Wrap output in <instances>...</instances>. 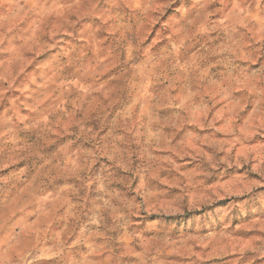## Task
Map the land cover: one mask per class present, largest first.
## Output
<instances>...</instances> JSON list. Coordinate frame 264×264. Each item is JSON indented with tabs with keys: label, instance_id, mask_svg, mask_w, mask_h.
Listing matches in <instances>:
<instances>
[{
	"label": "rangeland",
	"instance_id": "1",
	"mask_svg": "<svg viewBox=\"0 0 264 264\" xmlns=\"http://www.w3.org/2000/svg\"><path fill=\"white\" fill-rule=\"evenodd\" d=\"M200 3L202 31L195 37L189 34L186 43L202 40L207 48L231 51L216 52L205 60L189 58L196 59L199 84L182 95L180 104L191 105L198 114L191 122L178 116L176 100L171 99L177 89L170 87V81L149 83L145 95L168 89L154 114L157 122H163L164 134L161 137L157 131L159 123L149 131L143 121L137 122L132 132L140 135L129 136L138 143L130 149L133 163L142 161L153 173V180H142L139 187L153 203L159 199L160 209L187 217L189 210L211 205L224 209L225 215L217 219L213 213L214 223L207 227L140 234L141 241L146 248L159 249L166 264H264L260 255L264 250V100L247 94L239 84L230 88L224 82L231 74L243 83L264 67V32L259 23L252 21L247 29L236 23L246 16L262 17L264 12L257 11L256 0ZM260 5L264 9V0ZM114 8L109 0H46L36 16L25 0H0V35H12L29 24L34 33L24 49L0 53V132H5L0 138V177L19 178L10 180L0 195V222L7 219L23 229L0 248V264H13L21 257H26L24 264H61L60 256L65 254L73 264H135L137 257L131 253L121 255L127 251L124 241H108L102 202L93 206L74 195L78 185L69 173L75 170L65 167L81 159L82 150L93 151V139L99 141L109 132L120 111L118 102L106 107L104 99L116 87V68L103 60L111 41L113 21L108 17ZM176 9L188 5L182 0H151L148 22L137 26L142 47L155 48L161 37L170 36L161 25L170 23ZM212 26L218 27L206 31ZM221 59L227 65L217 63ZM233 66L237 71L230 73ZM146 108L151 111V105ZM141 111L134 105L120 122L135 121ZM124 132L117 128L113 135ZM99 163H94V171ZM134 235L127 233L130 246L135 244ZM109 246L112 254L104 250Z\"/></svg>",
	"mask_w": 264,
	"mask_h": 264
},
{
	"label": "clouds",
	"instance_id": "2",
	"mask_svg": "<svg viewBox=\"0 0 264 264\" xmlns=\"http://www.w3.org/2000/svg\"><path fill=\"white\" fill-rule=\"evenodd\" d=\"M4 2L16 3L17 0H4ZM25 3L28 10L36 16H40L46 0H25ZM109 4L114 5L115 8L112 15L108 17L113 21L110 28L111 41L103 60L107 61L111 67L116 68L117 75L113 77L116 87L111 90V94H105L104 99L106 107L118 102L120 111L115 114V120L110 122L113 126L109 132L99 141L93 139L92 143L95 145L93 151L88 153L82 150L79 153L81 159L71 160L65 167L75 170L69 173L74 175L78 185L74 195L79 196L83 203L93 206L98 201L102 202L107 217V219H102V222L105 231L109 233L108 241L110 244L125 242L123 247L127 251L122 252L121 255L131 253L137 257L135 264H166L165 259L159 255V249H149L143 245L140 234L153 236L173 231L178 233L186 227H207L214 223L213 213L219 219L225 215V211L222 208H213L209 205L202 211L189 210L188 216L184 217L183 213L169 214L160 209L158 198L155 203L151 199L145 198L139 184L142 180L151 182L153 173L143 167L142 161L133 163L134 153L130 146L138 141H134L132 137L138 136L140 133L138 131L133 133L132 127L137 122L143 121L142 126L150 131L154 124L159 123L157 131L163 137V122H157L154 114L155 109L160 107L163 100L167 98L168 89L163 93L157 92L155 96L151 93L145 95V92L149 83L156 85L163 83L164 80L170 81V87L175 86L177 89V96L171 99L176 100L178 116L186 122H191L193 116L198 114L193 112L191 105L181 107L180 104L182 95L199 84V79L194 72L196 59L189 61V58L205 60L206 57L216 52L231 50L207 48L205 47L206 41L202 40H192L190 45L186 43L189 34L195 37L202 31L198 27L201 20L200 0H182V5L187 4L188 9L174 10L169 18L170 23L166 21L161 25L162 28L170 32V36L161 37V42L155 48L151 45L141 46L137 29L138 25L148 22L146 17L150 14L151 0H109ZM256 9L258 12H264L260 0H256ZM252 21H257L260 31L264 32V16L259 18L246 16L236 23L247 29L248 24ZM215 27L218 26H212L206 31L212 32ZM33 36L31 24L25 25L21 31L12 35L5 32L0 35V53L24 49ZM17 45H19V49ZM202 48L203 51H201ZM217 63L227 65L228 61L221 59ZM226 71H228L227 68ZM235 71L237 70L233 66L230 73ZM243 72L244 69L239 70L241 76H243ZM178 81L182 83L177 84ZM244 81L241 83L235 75L231 74L224 80L226 86L231 88L239 84V87L243 88L247 94L255 93L257 97L264 100V67L250 79L245 77ZM44 99H48V97L45 96ZM134 105H139L142 109L136 115L135 121L121 123V118L132 110ZM146 105H151V111L146 108ZM23 119L24 117H21V120ZM30 127L32 126L25 125L26 129ZM117 128H123L124 135H113ZM129 133L132 134V137L129 136ZM155 134L153 133V135ZM4 135L5 132H0V138ZM117 144L120 147H117ZM105 157L106 161L102 159ZM96 161H100V163L94 171ZM14 179L19 178L0 177V180H3V183H0V195L3 194L4 186ZM153 187H158V185L153 184ZM105 197H107L106 200ZM177 203L180 202L177 201ZM182 206L187 207V205ZM22 231L20 223H8L7 219L0 222V248L9 245L17 236L21 235ZM128 232L136 234L133 236L135 244L132 246L127 243ZM133 247H138L139 251H133ZM262 249H264V242H262ZM104 250L112 254L110 246ZM260 255L264 256V250L260 252ZM25 259L26 257L18 258L13 264H24ZM60 262L61 264H73L69 254L60 256ZM29 264H31L30 261Z\"/></svg>",
	"mask_w": 264,
	"mask_h": 264
}]
</instances>
